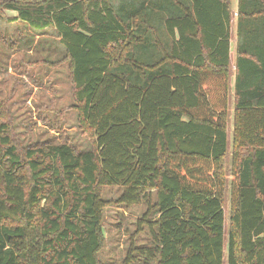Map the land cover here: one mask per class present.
I'll use <instances>...</instances> for the list:
<instances>
[{"label": "trees", "instance_id": "16d2710c", "mask_svg": "<svg viewBox=\"0 0 264 264\" xmlns=\"http://www.w3.org/2000/svg\"><path fill=\"white\" fill-rule=\"evenodd\" d=\"M230 2L0 0V81L53 32L90 141L23 145L0 90V264H264V40H238L231 88ZM106 187L145 206L118 263L98 256Z\"/></svg>", "mask_w": 264, "mask_h": 264}, {"label": "rangeland", "instance_id": "374dc122", "mask_svg": "<svg viewBox=\"0 0 264 264\" xmlns=\"http://www.w3.org/2000/svg\"><path fill=\"white\" fill-rule=\"evenodd\" d=\"M1 28L12 37L16 31L22 29V25L3 24ZM43 38L41 45L42 47L46 45L49 50L36 55L24 52L11 54L7 73L0 81L2 97L11 111L17 138L23 145L53 137L55 142L67 138L79 150H88L90 141L78 129L77 114L71 108L73 99L68 65L65 62L56 64L62 56L58 39L51 31ZM229 122L230 130L231 121ZM56 127L60 129L57 130ZM120 194L121 190L117 187H106L102 191V199L109 201L103 211L104 243L98 255L103 263L120 262L132 236L135 244L141 245L143 244L141 235L147 233L145 229L141 235L136 237L134 235L137 230L136 222L145 206L143 204L132 207L118 206L114 201ZM223 209L226 231L229 215L228 198ZM225 262L223 264H226Z\"/></svg>", "mask_w": 264, "mask_h": 264}, {"label": "crops", "instance_id": "0c3cea01", "mask_svg": "<svg viewBox=\"0 0 264 264\" xmlns=\"http://www.w3.org/2000/svg\"><path fill=\"white\" fill-rule=\"evenodd\" d=\"M257 7H253L255 9ZM230 9V27H229V40H230V58H231V88H233V81L236 75L235 62H236V43L241 37L248 38L249 41L264 40V22L256 19L257 15H249L239 17L237 15L239 10L238 0H231L229 4ZM252 9V8H250ZM257 36V37H256Z\"/></svg>", "mask_w": 264, "mask_h": 264}]
</instances>
